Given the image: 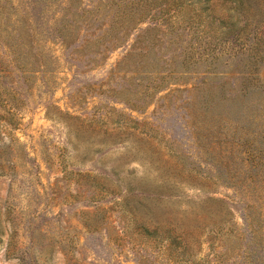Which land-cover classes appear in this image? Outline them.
Returning <instances> with one entry per match:
<instances>
[{"label": "rangeland", "instance_id": "rangeland-1", "mask_svg": "<svg viewBox=\"0 0 264 264\" xmlns=\"http://www.w3.org/2000/svg\"><path fill=\"white\" fill-rule=\"evenodd\" d=\"M209 2L191 32L185 12L146 21L99 58L98 30L82 25L72 49L49 31L62 10L51 0H0L32 18L38 55L19 71L0 21V264H264V107L237 125L233 109L203 104L222 88L212 79L240 92L259 77L264 93V0ZM153 33L171 70L192 41L191 83L130 72L153 64ZM241 127L263 135L245 141Z\"/></svg>", "mask_w": 264, "mask_h": 264}, {"label": "trees", "instance_id": "trees-1", "mask_svg": "<svg viewBox=\"0 0 264 264\" xmlns=\"http://www.w3.org/2000/svg\"><path fill=\"white\" fill-rule=\"evenodd\" d=\"M51 1L55 4L54 10L56 6L57 8H62V10L60 11L61 18L59 20L57 19L56 23H47L49 31L53 32L52 34H54L56 38L61 39L67 49H72L74 45L81 43L80 37H76V32L82 29V25L84 26V31L93 29L98 30L103 36L97 38L96 41L97 44H99V48H95L93 53L95 55L97 54L99 58H102L107 51H111L116 46L127 45L133 31L143 22H159V20L162 19L167 25L171 18L170 21H172L173 18L183 16V12H185L187 14L185 16V21H187V23L183 25V27L181 26V28L189 33L193 29L192 22L197 18H200V22H203V13L210 10V0H96L91 1L88 5L81 3L82 0ZM238 1L239 6H237V8H241L243 0ZM185 9L189 10L185 11ZM234 9H236V7H234ZM1 12L0 15H4V18L0 21L4 24L7 20V30L12 31L16 39L15 43H13L16 45L14 46L15 48H13V45H10V47L12 48V54L15 56L17 69L23 73L24 71L28 72V70H30L28 68L31 66L29 65L30 63L32 66L38 63V55L35 51L37 34L34 33L33 20L30 17L26 21L18 10L13 16L10 14L11 9H7L6 7H3V11ZM234 14L235 13H231L229 16L232 26L236 25ZM14 18L17 19L18 22L13 21ZM60 23H62V26H60ZM170 25L171 28H173V24ZM87 36L96 37L91 33H88ZM160 37L161 33H153L145 38L146 40L153 38L149 42V46L152 49L149 57L153 64L147 65L144 69H131L130 72L137 73L139 70H142L139 72V76H141L139 78H146L148 75L160 74L166 71L168 73H175L174 76H172L173 74L171 75L172 77L170 80H174L177 83H191L189 80L194 79L197 73V67H195L192 54L190 53L193 47L191 45L192 41L189 40L187 45L181 47L184 51L182 53L183 59L181 65L171 70L166 67L168 64L164 60L163 62L165 65L163 67L160 66V61H162V58L160 59V55L162 54V39H160ZM171 41L172 39L168 38L166 42L170 43ZM84 42H87V39H84ZM145 53H147L145 47L140 46L138 55L145 57L147 56ZM25 60H28L27 65L23 63ZM161 78L163 79V77ZM216 81L222 83V88L219 90H209L210 92L204 93L207 94L205 96L203 95V104L206 109L210 111L224 110L226 108L233 109L235 111L236 124L245 125L246 123L241 122L239 118L246 107L255 105L260 108L264 107L263 84L259 77L246 79L240 88V92L235 91L230 82L223 81L220 78L212 79L210 82L213 84L216 83ZM162 82L161 80L160 83L149 85L150 87L148 85L145 86L144 92L150 99L156 91H159L160 88L164 86ZM207 82L208 81L204 78L201 80L202 85ZM3 91L8 92L6 88H4ZM125 102L132 107H137V104H131L129 99ZM144 102L145 104L147 103L146 101ZM242 129L241 127L240 132L241 135L244 136L245 141H247L249 137L263 135L262 131L259 133L254 129H251V131H243ZM201 135V133H198V137ZM146 228L147 232L151 231L148 227ZM157 228L158 227H156V229ZM169 239L172 242L175 240V238L172 239L171 234L169 235Z\"/></svg>", "mask_w": 264, "mask_h": 264}]
</instances>
